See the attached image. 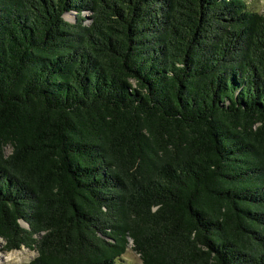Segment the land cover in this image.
<instances>
[{
    "label": "trees",
    "instance_id": "obj_1",
    "mask_svg": "<svg viewBox=\"0 0 264 264\" xmlns=\"http://www.w3.org/2000/svg\"><path fill=\"white\" fill-rule=\"evenodd\" d=\"M0 238L28 264H264V14L0 0Z\"/></svg>",
    "mask_w": 264,
    "mask_h": 264
},
{
    "label": "rangeland",
    "instance_id": "obj_2",
    "mask_svg": "<svg viewBox=\"0 0 264 264\" xmlns=\"http://www.w3.org/2000/svg\"><path fill=\"white\" fill-rule=\"evenodd\" d=\"M249 5V8L257 10L258 12L264 14V0H245ZM84 16H86V22L89 23L90 19L88 16L91 15L90 11H85ZM65 18L69 21H74V15L72 13H66ZM11 148L6 147L5 152L8 154ZM4 241L0 238V257L2 260L0 264H28L37 254L36 250L29 249L22 246L20 249L6 251L3 248ZM5 259H4V258ZM123 264H143L139 254L132 250L131 246L126 249V252L118 258Z\"/></svg>",
    "mask_w": 264,
    "mask_h": 264
},
{
    "label": "water",
    "instance_id": "obj_3",
    "mask_svg": "<svg viewBox=\"0 0 264 264\" xmlns=\"http://www.w3.org/2000/svg\"><path fill=\"white\" fill-rule=\"evenodd\" d=\"M22 225H24V226H25L26 224L23 222V223H22Z\"/></svg>",
    "mask_w": 264,
    "mask_h": 264
},
{
    "label": "bare ground",
    "instance_id": "obj_4",
    "mask_svg": "<svg viewBox=\"0 0 264 264\" xmlns=\"http://www.w3.org/2000/svg\"><path fill=\"white\" fill-rule=\"evenodd\" d=\"M4 258V257H3ZM5 259V258H4ZM2 260V258L0 257V261Z\"/></svg>",
    "mask_w": 264,
    "mask_h": 264
}]
</instances>
